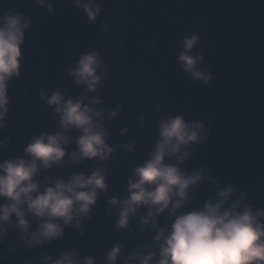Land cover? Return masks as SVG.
Returning <instances> with one entry per match:
<instances>
[{
  "label": "water",
  "instance_id": "water-1",
  "mask_svg": "<svg viewBox=\"0 0 264 264\" xmlns=\"http://www.w3.org/2000/svg\"><path fill=\"white\" fill-rule=\"evenodd\" d=\"M100 7L90 20L76 0H0V26L5 15L21 14L24 30L19 75L8 81L7 113L0 127V163L31 156L25 149L47 133L65 137V156L44 168L37 161L34 182L43 192L75 174L91 176L99 170L105 190L86 215L76 213L69 225L59 223L63 235L36 243L33 235L43 219L26 212L28 227L20 228L13 214L0 222V264H55L70 255L74 264H140L138 257L153 254L157 264V235L166 236L175 216L170 208L148 224L149 206L130 214L119 228L122 202L129 198V182H136L160 141V124L183 116L200 124V139L182 145L188 153L166 163L177 164L185 175L202 179L187 190L188 198L176 215L203 208L218 192L233 189L232 201L253 211L264 210V0H80ZM199 37L193 55L198 69L211 74L205 83L186 73L179 61L185 38ZM96 52L102 79L94 91L71 75L82 55ZM59 92L66 100H80L100 112L94 122L106 133L112 149L107 160L79 153L81 130L61 125V116L48 99ZM98 100L99 103H92ZM2 111V109H0ZM115 113V115H112ZM75 154V155H73ZM35 195V193L33 194ZM115 199L119 203L112 204ZM176 197H174L173 202ZM8 203L0 197V205ZM155 212V207L151 208ZM264 222V221H262Z\"/></svg>",
  "mask_w": 264,
  "mask_h": 264
},
{
  "label": "clouds",
  "instance_id": "clouds-1",
  "mask_svg": "<svg viewBox=\"0 0 264 264\" xmlns=\"http://www.w3.org/2000/svg\"><path fill=\"white\" fill-rule=\"evenodd\" d=\"M38 2L42 4L43 0ZM76 3L84 9L90 20H96L100 12L98 5L80 3V0H76ZM28 27L29 22L21 14L5 15L3 26H0V127L8 111V81L12 76L20 74L21 45L25 40L24 30ZM198 40L196 35L185 38L184 51L179 61L186 73L208 83L211 74L197 67L202 57L192 54ZM100 67L98 53H87L80 57L71 75L78 84H86L88 90L94 91L102 79L97 74ZM92 103L99 101L93 100ZM48 104L56 106L65 130L69 127L81 130L82 135L77 141L81 157L109 158L112 149L105 143L106 133L101 130V124L93 119L100 116V112L83 105L80 100H65L59 92L48 99ZM202 127L200 124L186 122L183 116L170 117L160 124L161 139L155 151L143 166L135 169L138 180L129 182L130 195L122 202L118 227L126 228L129 215H135L141 205L149 206L144 224L170 208V214L175 216V220L166 236L161 231L156 237L158 241L163 240L160 245L161 258L157 264H264V210L254 212L240 201L233 202L231 187L219 191V198L214 202L206 201L203 208L176 215L188 198L187 190L195 186L202 176L198 172L185 175L177 164L166 163L165 158L176 156L182 162L188 155H179L182 145L198 142L199 129ZM65 142L62 134L45 133L25 149L31 156L30 161L15 159L0 163V197L8 200V203L0 205V222L9 221L15 214L20 228L26 230L28 220L22 207L26 205L27 211L34 216L46 218L33 235L36 243L61 237L63 229L54 221L62 220L65 225H69L76 213L86 215L90 206L96 202L97 190H105L107 187L104 176L96 170L91 176L75 174L67 183L57 181L54 186L39 191L38 184L33 180L38 172L37 161L44 168L59 163L65 156L62 146ZM174 197L176 199L173 202ZM111 203L119 202L113 199ZM153 206L155 212L151 210ZM119 253V246L108 253L109 264H115ZM138 258L140 264H150L153 254ZM55 264H74V261L70 255H64ZM86 264H94L92 258L89 257Z\"/></svg>",
  "mask_w": 264,
  "mask_h": 264
}]
</instances>
